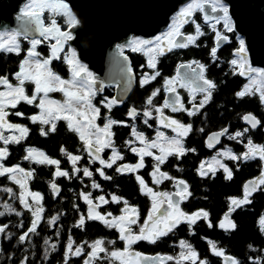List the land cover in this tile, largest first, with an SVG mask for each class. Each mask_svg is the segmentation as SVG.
Instances as JSON below:
<instances>
[{
  "label": "flooded vegetation",
  "instance_id": "af4514ba",
  "mask_svg": "<svg viewBox=\"0 0 264 264\" xmlns=\"http://www.w3.org/2000/svg\"><path fill=\"white\" fill-rule=\"evenodd\" d=\"M197 24L200 25V29L203 34L211 33L214 36L213 48H216L217 51L223 50L226 52L228 49H232L234 44L233 29L232 31H228L224 27L223 20H221L219 24H216L215 21L205 22L203 12L201 11L194 12L191 17L186 18V22H181L178 19V21L175 23V27L178 28L180 34H185L188 37H199L200 35L197 36L196 33ZM212 25H215V30L220 32L221 35L227 36L228 39L226 41H217L216 31H213ZM177 36L178 35L173 37L166 36L167 39H165V37L162 39V41L164 44H167L168 39L175 41ZM133 47H137L140 50L133 51ZM180 48L185 47H172L171 51L165 50L164 53L182 50ZM125 52L130 57V68L136 77L135 86L133 89V91H135L136 88H142L144 85H146L144 84L141 86L140 82L144 77L139 80V77L137 76L141 72H143L146 76L150 75L147 65L149 64V58L151 54L144 46L133 44L129 45ZM235 52V54H237V51ZM160 56L161 55L156 57L154 61L155 63L159 61ZM231 60H233V58H231ZM184 62H191L193 65L195 64L193 63V60ZM181 63H179L178 66ZM177 68L174 77H177ZM204 76L207 78L205 75V70ZM168 79L172 78H167L163 80V82L158 81V84H155L156 87H154V90L151 92V94L146 97L142 107L140 106L137 109L134 105L131 106L130 110L133 108L136 109L137 115L144 113L146 110L151 111L152 116L151 118L147 119H154L156 124L160 125L155 128L154 133L158 129H162L172 138L177 136V133L173 132L171 128H165L162 126V124L157 119L159 114L155 110L157 108H162L165 100L167 99L166 96L168 92L166 91V80ZM174 86L177 87V92L179 93L180 99L185 109H192L193 103L199 105L200 101L204 99V93H193L195 96V100H193L187 88H181L178 84H175ZM105 87H113L115 91L114 86ZM157 89L159 92L155 97H152V105H148V98ZM128 98H126L123 104L128 100ZM173 98L174 96L172 94V99ZM113 99L114 96L111 100ZM138 99H141L139 94L135 96L133 102L135 103V100ZM208 102L203 108L199 109L195 115L191 116L188 115L187 111L173 112L171 107L163 108V114L165 117L175 119L181 124L192 126L188 135L182 138V143L183 140H190V137L194 132L196 133L197 131V133H199L202 131V129H196L195 121L202 115L204 116L207 114L206 107ZM115 104L118 105L117 103ZM127 117L129 119H134L129 115H127ZM110 119L116 122H123L117 123L123 125H127L129 122L128 119L125 121L115 120L112 118ZM133 128L138 129L137 126L132 125V133ZM212 132H210L205 137L206 144L204 148L206 151L215 149L218 153L219 149L223 148L219 145L221 144L224 135L218 144L210 148L208 147L207 140ZM246 133L247 132L245 131L246 138L251 140L250 136L246 135ZM183 146L187 150L183 155H168L165 162L159 166L160 172L167 173V175L172 178L164 179L159 184L153 183L152 173L157 164L154 155L145 156L144 166L139 168L136 172H117L116 168L121 165L137 164L139 162V156L124 160V153L121 152L116 146L104 148L100 153V158L104 159L105 161H109L110 158L114 156V152L123 157L122 160H116L112 168H106L104 165H101L99 160L90 156L88 152H86L87 156L85 158L81 157V159L76 163L75 167L80 169L78 172L73 171V164L69 159H57L59 161V170L68 172V176H56L55 173L57 171V165L39 164L35 162L34 168L37 170L34 169L32 172L26 167V164H16V166L18 165L20 168L24 169L26 173H31V176L25 177L23 182L25 183L26 187H28L27 190L29 192L40 194L41 199L39 201V206H42L43 208V212L40 213L41 218L37 221V227L33 233L34 242L37 249L34 264H85V261L90 259L88 254L92 252L91 245L97 240L103 241L102 246L105 248V252L99 253V256L92 260V264H233V261L239 262L237 255L230 253V249L228 248L231 247L229 245L232 244L223 241L221 243L214 236L219 234L218 231H222V234H225L229 238L232 237V231L238 226L235 213L239 209V207H236L232 204V200H242L245 196V185H249L250 188V180H257L258 176L262 172L256 177L244 181L243 194L241 197L235 198L234 196H228L227 194L225 197L227 204L220 205L219 202L213 198L212 191L214 190L217 178L220 177L221 179L231 180L233 177V169L230 162H227L226 159L233 160L239 164L253 159H243L245 150L242 152V157L237 154V157H240V159H230L225 156L220 157L219 160L221 163L227 166L231 172V178H227L228 174L224 171V169L216 165H213L215 168L214 174L212 171H208V165L212 162V156L210 158H203L200 160L197 157V153L193 154V156L191 155L198 149L197 146L192 145L190 149L184 143ZM192 149L195 151H191ZM134 154L136 155V153ZM202 163L205 164L203 170L208 172V174L205 176L200 175L199 171L200 165ZM263 167L264 160L262 162V170ZM84 168H88V170L92 172L91 177H85L83 175ZM98 169H103L105 176L111 177V179H105L104 176H101L100 172L97 171ZM223 172L225 173L226 177ZM136 176L142 177L147 187L151 188L153 192L172 194L173 199L178 202L179 209L188 216H191L193 213H198L202 210L208 213L207 218L198 219L195 224H189V222L182 219V221L177 224L176 227L167 232V235L158 237L154 243L151 242V240H138L134 244L128 246L126 250V242L121 240L120 232L117 230V228L108 227L100 220L87 219L90 206L85 202L82 194L90 193L93 205H99V207L95 208V211L105 216L109 221H111L113 217H119L122 215L121 210L125 207L123 201H127L130 208L136 209V213L131 215H133V217L138 215V221L137 224L132 225V230L134 233L138 234L140 227L143 226L144 221L152 212L153 203L155 202L159 205L160 200L163 198L157 197L154 201L151 195L146 194V190L141 191V185L137 181ZM178 181H184L188 187V192L191 193V195H188L186 199H182L181 197L175 195L179 189ZM31 183L35 187L33 190L30 188ZM52 183L57 185L58 192L53 191ZM94 183L98 184L99 187H93ZM259 188L260 185L258 189ZM255 192H252L251 195H253ZM251 195L248 196V200ZM101 196H103L105 200L108 201V203H101L98 199ZM113 196L122 198L121 202H112ZM32 203L34 211L38 205L33 200ZM230 205L235 208V211H232L231 213H229ZM167 210V203H164L161 206L160 213L157 215H163V213ZM108 213H111L112 215L107 216ZM226 214H228L227 219ZM81 216L85 217V224L83 227H78L77 225ZM53 217L57 218L55 223H52ZM155 219L156 217L154 216L153 220ZM221 222L225 223V228H221L219 226ZM210 223L212 227H209ZM230 224H235V228H232ZM161 228H164L163 223L157 225V229ZM45 241H47V243H45ZM70 241L72 242L71 252L68 251V244ZM1 247L2 239L0 238V249ZM78 247L81 248L82 251L79 255H75V249ZM192 250H194L196 253V258L194 261L191 258H185L190 257V252ZM113 251L121 253L120 257H112L110 253ZM217 252L222 254L217 255ZM9 261L10 264H13V260Z\"/></svg>",
  "mask_w": 264,
  "mask_h": 264
},
{
  "label": "snow or ice",
  "instance_id": "6c2138e0",
  "mask_svg": "<svg viewBox=\"0 0 264 264\" xmlns=\"http://www.w3.org/2000/svg\"><path fill=\"white\" fill-rule=\"evenodd\" d=\"M205 5H210V12L216 15L206 14L204 19L205 22H209L210 20H214L216 24H219L221 20L224 21V27L228 31H232V27L230 24L229 17V8L221 2V0H191V3L185 7L181 13L179 14L178 19L181 22H186V18L191 17L196 11H205ZM47 8L50 12L55 15H63L66 18V23L73 27L78 24L76 17L73 15L71 9L67 4L63 2V0H30V4L25 9L21 10L20 15L17 16L18 20L23 19V23L21 24L20 30H12L5 38V33L0 32V51L8 52V53H16L19 54L21 52V45L19 42V37L23 36L24 39H29L30 35L34 32H38L41 37L48 39L51 37L55 40V43L51 45V55L48 58L43 60L40 59V53L36 51L37 45L41 43V40L32 38L30 40L31 47L27 51L26 59L23 60L20 64V70L15 74V79L17 84L13 85L9 82L7 77H0V85H4L6 87V91L0 92V129L8 128L15 129L19 131L20 136H11L7 137L3 135V132L0 131V140H3L5 144L8 143H19L21 139H23L27 133L28 129L21 125H14L7 123L6 117L8 113L5 109L11 105L13 108L20 101H24L25 103L31 105L34 101L37 100V97L40 94H43L39 100V104L37 105L41 109V114L39 116H32L31 120L35 123L39 121L45 125H51L49 131L56 130V121L65 120L68 123V128L70 131H73L79 135L80 140L83 142L84 150L89 153L90 156L99 160L101 165H104L106 168H112L113 164L116 160H122L123 157L118 153L114 152V156L110 158L109 161H105L100 158V153L104 148L114 147L111 141V136L113 133L111 132V127L115 123H123L116 122L111 119L107 120L104 124L103 128L98 127L95 124V120L100 115V108L96 107L93 103V99L96 95V92L99 89L96 88V78L93 74L88 71L87 67L81 64L76 59L75 51L72 52V58L68 60V63L72 65L71 71V79H63L59 75L55 74L52 69L49 67L53 59L59 58V53L63 50L64 44L68 41L73 40V35L70 31H61L55 19H52L51 26H45L44 21L42 19V11ZM213 31L215 30V25H212ZM196 33L198 35H203L200 29V25H196ZM178 28L174 26L172 30L167 34V37H173L175 35H179ZM167 37L165 39H167ZM196 36L187 37V41L185 43L175 42L172 39H168V43L164 44L161 40V37L156 38V43L147 49V51L151 54L149 58L148 66L151 68L155 67V59L159 55H163L165 50L171 51L172 47H187L188 43H194ZM216 39L217 41L227 40L228 37L225 35H221L220 32L216 31ZM136 45L147 46L152 45V41H144L137 40L133 42ZM171 45V46H169ZM239 49L237 50V55L239 56V60L233 59L231 64L236 66L238 69V74L241 76H248L250 83L244 86V89L238 92L236 95L238 97L243 98L246 95H251L253 93V86L259 84L260 87H256V91L260 92L261 102L264 103V69L253 68L247 61L246 52L247 49L245 47V41L240 39L239 41ZM120 46H118L119 48ZM133 51L140 50L137 47L132 48ZM216 48L212 49V55L215 57ZM67 59V58H65ZM197 63V62H193ZM181 67H185L181 65ZM191 68V65H188ZM199 72L197 73L195 68H192V73L195 75L189 77L188 73H185L184 76H180L179 70L177 71V77L166 80V91L170 94H173L174 99L171 101L165 100L162 108L155 109L159 114L157 119L165 128H171L173 132L177 133V136L172 138H167L164 136V133L157 131V140H153L149 142L143 133H139L133 128V135L137 140L140 141L144 147L137 149L136 147H131V151L136 153L139 156V162L135 165H121L116 168V171L119 173L123 172H136L139 168L144 166V157L145 156H153V153L149 149L159 148L161 155L155 156V160L157 164L152 173L153 175V183L159 184L164 179H172L167 175V173H162L159 170V166L163 164L168 155H183L187 150L184 148L182 143V138L187 136L191 131V125H184L176 121L175 119H170L165 117L163 114V108L171 107L173 112L176 111H187L188 115H195L199 109L203 108L205 104L211 99L212 92L215 89L216 85L213 81L208 80L204 76V65H199ZM131 71V69H129ZM159 75V72H156L155 75L145 76L141 80V86L148 83L150 80L155 79V77ZM30 81L35 84V90L31 96L25 94V82ZM178 84L181 88H187L189 90V94L192 96V99L195 100V96L193 93L200 92L204 93V99L200 101L199 105L193 103L192 109H185L184 105L180 99L179 93L177 92V87L174 86ZM195 85V87H193ZM102 87V86H101ZM52 91H59L65 97L63 103L55 100L48 99V94ZM159 90L157 89L152 93V95L148 98L147 104L152 105V97H155ZM115 99L110 102L105 99L101 103L105 105L109 110L116 103ZM16 115H22L20 112H16ZM130 117L135 118L137 116L136 109H131L128 113ZM143 115L146 118H151V111H144ZM243 119L249 122L252 128H256L260 121H258L251 114L245 115ZM145 124H148V119H145ZM150 126V125H149ZM247 131V129H245ZM48 132L45 129H41V135H47ZM227 134V129H224L219 134H213L210 137V140H217L220 135ZM243 135V133L237 132L235 137L229 136V139H235ZM103 137V138H102ZM158 141H163L165 146ZM131 145V141L128 142ZM249 151L244 154L243 159H254L257 155L260 159L264 160V146L254 145L251 140L248 141ZM214 145L210 142L208 147H213ZM62 152L65 150L62 148ZM191 151H195L192 149ZM28 155L24 158L26 160L32 159L34 162L39 164H48V165H57V171L55 173L56 176H68V172L59 170V161L55 159H51L44 155L42 152H37L35 149H28ZM7 153V149H0V159H3ZM68 159L73 164V171L78 172L80 169L76 168V163L81 159L80 156L67 154ZM223 155L228 156L230 159H240V157L234 156L230 151L223 153ZM36 156L41 157L40 159H36ZM213 165H216L220 168H223L224 171L228 174L227 178H231L230 170L221 163L219 159L216 157L212 158V162L208 165V171H212L213 174L215 172V168ZM205 164L202 163L200 165V175L205 176L208 174L207 171H204ZM101 176H104L105 179H111V177L105 176L103 169H98ZM11 174L10 178L15 180L16 183L20 184L22 189V194L20 196V203L24 205L25 208L32 210L31 205L27 202L26 196H31L33 201L37 203L38 207L33 211V216L35 219L32 222V226L28 229V232L34 233L37 227V221L41 218L40 213L43 212L42 206H39V201L41 199L39 193H32L27 191L26 185L23 182L25 177H30L31 173H26L24 169L20 168L18 165L13 168H5L2 164H0V175ZM83 175L85 177H91L92 172L88 170V168L83 169ZM137 181L141 185V191L146 190V194H149L153 197L155 201L157 197H161L163 199L160 200L159 205L157 203H153L152 212L149 214L148 218L144 221L143 226L140 227L139 233L136 234L132 230V225L137 224L138 215L133 217L131 214L136 213L135 208H130L127 201H123L125 207L122 209V215L119 217H113L111 221L107 220L105 216L101 215L99 212L95 211L96 207L99 205H93V201L91 199V194L86 193L82 194L85 202L90 206L89 214L87 219L89 220H100L108 227L117 228L120 232L121 240L126 242V250L127 247L134 244L138 240H151V242H155V240L160 237L167 235L168 231H171L172 228L176 227L182 219L189 222V224H195L198 219L207 218L208 213L204 211H200L198 213H193L191 216L183 213L179 207L178 202L173 199L172 194L169 193H155L151 188H148L145 184V181L142 177L136 176ZM251 187L249 185H245V196L242 200H232V204L236 207H240L245 203H249L248 196L251 195L252 192L258 190L259 185H264V173L261 174V177L258 178V182H250ZM179 189L175 193L176 196L181 197L182 199H186L188 195L191 193L188 192V187L184 183V181H178ZM93 187L98 188V184H93ZM52 189L54 192H58L57 185L52 183ZM101 203H108L107 200L103 196L98 198ZM120 197L113 196L112 202L120 203ZM167 203V211L163 213V215H157L160 213L161 206ZM9 207V206H6ZM235 211L231 205L229 207V213ZM3 213H0L2 215ZM19 214V213H17ZM111 213H108L107 216H111ZM156 217L153 220V217ZM228 214H226L227 219ZM57 218H52V223H55ZM151 222V225H150ZM163 223L164 228L157 229V225ZM264 223V221H262ZM85 224V217L81 216L78 227H83ZM221 228H225V223L221 222L219 225ZM232 228H235V224H230ZM6 227V226H5ZM209 227H212L211 223ZM4 229L0 228V232H3ZM27 233L20 237V240L23 241ZM47 243V241H45ZM103 241L97 240L93 242L91 245L92 252L89 253V260L85 261V264H92V260L96 259L99 256V253L105 252V248L102 246ZM183 246V244H182ZM68 251H72V242L70 241L68 244ZM81 248H76L74 254L79 255L81 253ZM217 255L222 253L217 252ZM112 257H120L121 253L117 251H113L110 253ZM138 255V254H137ZM183 255V254H182ZM193 261L196 258V253L194 250L190 252V257ZM233 264H238V262L233 261Z\"/></svg>",
  "mask_w": 264,
  "mask_h": 264
},
{
  "label": "trees",
  "instance_id": "16d2710c",
  "mask_svg": "<svg viewBox=\"0 0 264 264\" xmlns=\"http://www.w3.org/2000/svg\"><path fill=\"white\" fill-rule=\"evenodd\" d=\"M42 14L44 21L50 25L52 19H55L61 30L69 27L63 15H55L47 8L42 11ZM233 34L234 44L232 49H228L226 52L218 50L215 57L212 55L214 36L211 33L200 35L195 39L194 43H189V47L180 48L182 50L164 53L160 56L159 61L155 63L154 68L147 65V69L150 71L149 76L155 75L156 72H159V75L146 83L142 88H136L128 100L121 106L114 104L109 110L101 103L105 99L109 102L111 101L115 92L113 87H105L102 92H96L93 103L96 107L100 108V115L95 120V124L98 127L102 128L110 118L120 121L129 120L127 125L116 123L111 127V132L113 133L111 136L112 144L124 153V160L138 157L130 150L131 146L140 142L131 131L132 125L144 131L148 140L153 137L155 128L160 126L156 124L154 119H148V124H145L144 121L147 118H145L143 113L138 114L134 119H129L127 115L131 106L135 105L137 109L140 106L142 107L145 102L144 100L154 90L155 84H158V81L163 82L167 78H173L178 64L190 60L204 65L207 79L213 81L216 85L206 107L207 114L202 115L195 121L196 129H202V131L199 133L197 131L196 133L194 132L188 141L183 140V143L189 149L192 145L197 146L198 149L191 155L193 156V154L197 153V157L202 160L203 158H210L217 154L215 149L205 150V137L212 131L222 129H227V134L223 136V140L219 146L232 149L240 157H242L244 145L235 139H229V136H232V133L236 130L247 129L246 135L250 136L252 143L264 146V103L261 102L260 92L255 90L256 87L260 86L259 82L253 86L252 90L254 94L246 95L243 98L236 95L243 90V84L246 79L244 76L239 75L236 66L231 64V58L234 57L235 51L239 49V41L241 39V36L234 29ZM30 40V38L24 39L23 36L19 37L21 45V52L19 54L0 51V76L7 77L13 85L17 84L15 74L20 70V64L26 59L27 51L31 47ZM39 40H41V43L37 45L36 51L40 53V59L43 60L51 55V45L55 43V40L51 37L48 39L42 37ZM58 55L59 58L53 59L49 67L61 78L66 80L71 79L70 69L72 65L68 63V60L72 58L70 46L65 44L63 50ZM145 76L141 72L137 77L141 80ZM24 88L25 94L31 96L35 90V84L26 81ZM4 90H6V87L0 85V92ZM137 94L141 96V99L135 100L134 103L133 99ZM42 95L40 94L31 105L20 101L15 108L9 105L5 109L8 113L6 117L7 123L21 125L28 129V133L19 143L5 144L3 140H0V149H7L5 157L0 159V164L3 167L12 168L16 164H26V167L33 172L36 169L34 168V160H26L24 158L28 155V149H39L52 159H68L67 154L82 158L87 156L83 142L77 133L69 130L67 121L63 119L56 121V130L49 131L51 125H45L39 121L34 123L31 120L32 116H39L41 114V109L37 105ZM48 96L58 99L62 103L65 99L59 91H52ZM16 112H20L22 115L18 116L15 114ZM247 113H252L259 119L260 125L257 128H250L245 124L243 117ZM42 128L48 132L47 135H41ZM0 131L7 137H10L11 133L20 136L19 131L15 129L4 128L0 129ZM129 141L132 142L131 145L128 143ZM62 148L65 150L64 152L61 151ZM226 161L231 164L233 177L231 180L217 178L214 190L212 191L213 198L220 205L227 204L225 198L227 194L235 198L241 197L244 181L256 177L263 171V160L258 155L253 160L241 164L229 159H226ZM10 175H0V187L9 186L14 190V194L9 197V200L15 206L13 212L0 216V228L4 229L3 232H0V238L2 239L0 264H10L9 260H13V264H34L37 249L33 233L28 232L34 219L33 199L31 196L25 197L31 205L32 210L25 208L20 203L22 189L20 184L10 178ZM30 188L32 190L35 188L32 183ZM249 201V203L241 205L235 213L238 226L232 231V237H227L225 234H222V231H218L219 234L214 237L221 243L223 241L232 244L228 248L230 249V253L237 255L239 259L238 264H264V223H262L264 221V185H260V188L250 196ZM8 231H10L9 238H7ZM25 233H27V236L21 241L20 237L25 235Z\"/></svg>",
  "mask_w": 264,
  "mask_h": 264
},
{
  "label": "water",
  "instance_id": "95a60500",
  "mask_svg": "<svg viewBox=\"0 0 264 264\" xmlns=\"http://www.w3.org/2000/svg\"><path fill=\"white\" fill-rule=\"evenodd\" d=\"M64 1L69 4L78 21L77 25L69 26L65 30L73 35V40L67 43L75 48L79 61L85 63L92 71L96 78V88L102 91L105 86H114V99L118 105H122L132 93L136 78L134 72L129 71L130 57L124 49L132 43L135 36L150 38L164 31L172 16L189 0ZM223 1L228 5L229 14L234 21V30L244 38L251 65L264 68V0ZM26 2L27 0H0V31L20 30L23 19L18 20L17 16ZM206 14L216 15L210 12V5H205L203 16ZM41 15L43 19V14ZM44 24L47 26L45 21ZM187 37L185 34H179L175 42L185 43ZM29 38L42 37L38 32H34ZM198 64L201 65L184 62L178 66L177 71L179 70L180 76L188 73L189 77H192L195 75L192 68L199 72ZM188 65H191V68ZM166 98L172 100V94L168 92ZM249 114L259 121L252 113L245 115ZM245 124L252 128L249 122L245 121ZM222 131L212 132L207 140L208 144H218L223 135L218 137V142L215 139L210 140V137Z\"/></svg>",
  "mask_w": 264,
  "mask_h": 264
},
{
  "label": "rangeland",
  "instance_id": "374dc122",
  "mask_svg": "<svg viewBox=\"0 0 264 264\" xmlns=\"http://www.w3.org/2000/svg\"><path fill=\"white\" fill-rule=\"evenodd\" d=\"M222 1V0H221ZM63 2L65 3V4H67L68 5V7L70 8V6H69V4L66 2V1H64L63 0ZM189 3H191V2H189ZM189 3H187V4H185L180 10H178L173 16H172V18H171V20H170V23H169V25H168V28L166 29V30H164V31H162V32H160V33H158L156 36H154V37H150V38H146V37H143V36H135V38H134V40L132 41V43L131 44H133V45H136V44H134L133 42L134 41H137V40H144V41H152L153 42V44L152 45H147V46H144L146 49H148V48H150V47H152L153 45H154V43H156V38L157 37H161V40L162 39H164L166 36H167V34L170 32V30H172L173 28H174V26H175V23L178 21V14L185 8V7H187V5L189 4ZM222 3L223 4H225L227 7H228V5L226 4V3H224L223 1H222ZM30 4V0H27V3H26V5H25V7H24V9L26 8V7H28V5ZM73 13V12H72ZM73 15H74V13H73ZM75 16V15H74ZM229 17H230V24H231V27H232V29H234V21H233V19H232V17L230 16V14H229ZM77 19V18H76ZM46 23V22H45ZM46 25L47 26H51L49 23H46ZM69 28V27H68ZM67 28V29H68ZM66 30V29H65ZM65 30H62V31H65ZM241 39H243L244 40V38L241 36ZM68 44V43H67ZM130 44V45H131ZM69 45V44H68ZM70 46V45H69ZM138 46H140V45H138ZM70 48H71V57H72V52L73 51H75V53H76V59L79 61V59H78V56H77V52H76V50H75V48L74 47H71L70 46ZM125 51V50H124ZM248 51L246 52V57H247V61L249 60V57H248ZM236 59L238 60L239 59V56L237 55L236 56ZM81 64H83L81 61H79ZM251 64V63H250ZM84 65V64H83ZM85 66V65H84ZM4 91H6V90H4ZM3 91V92H4ZM48 99H52L53 100V98H50L49 96H48ZM62 103V102H61ZM11 136H16L15 135V133H11V135H10V137ZM35 150H37V152H42V153H44L43 151H41V150H39V149H35ZM44 155H46L45 153H44ZM47 156V155H46ZM48 157V156H47ZM41 157H39V156H36V159H40ZM50 158V157H49ZM13 168V167H12ZM14 194V190H13V188L12 187H9V186H1L0 187V213H3L2 215H4L5 213H11V212H13L14 211V209H15V206H14V204H13V202L11 201V200H9V197L11 196V195H13ZM6 206H9V207H6ZM1 216V215H0ZM9 233L7 234V238H9L10 237V231H8Z\"/></svg>",
  "mask_w": 264,
  "mask_h": 264
},
{
  "label": "built area",
  "instance_id": "2783aa9c",
  "mask_svg": "<svg viewBox=\"0 0 264 264\" xmlns=\"http://www.w3.org/2000/svg\"><path fill=\"white\" fill-rule=\"evenodd\" d=\"M223 1V0H222ZM221 1V2H222ZM189 2H191V0H189L187 3H189ZM224 2V1H223ZM225 3V2H224ZM24 7H25V5H24ZM24 7H23V9H24ZM167 29V28H166ZM165 29V30H166ZM0 32H3V33H5V38H7V35L11 32V30H1ZM19 39V38H18ZM30 39H32V38H30ZM38 40L40 39V38H37ZM130 45V44H129ZM129 45H127V47L129 46ZM126 47V48H127ZM246 47V46H245ZM126 48L124 49V50H126ZM248 57H249V55H248ZM239 60V59H238ZM83 63V62H82ZM248 63L250 64V58H249V60H248ZM86 67H87V65L85 64V63H83ZM251 65V64H250ZM253 68H259V69H264L262 66H253V65H251ZM87 69H88V71H90L91 73H92V71L87 67ZM56 74V73H55ZM93 74V73H92ZM250 83V81H249V78L247 79V81L245 82V84H244V86L245 85H247V84H249ZM261 86V85H260ZM259 86V87H260ZM52 100V99H51ZM53 100H55V101H59V102H61L60 100H58V99H53ZM136 129V128H135ZM136 131L137 132H139V133H143L144 134V132L143 131H141V130H139V129H136ZM157 131H160V132H162V133H164V136L165 137H167V138H171L169 135H167L162 129H158ZM157 131L153 134V137L150 139V140H148L149 142H151V141H153V140H157ZM237 132H240V133H243V135H241V136H239V137H236L235 138V140L236 141H238V142H240L241 144H243L244 145V150H245V153L246 152H248L249 151V145H248V141H249V139L248 138H246V136H245V131L244 130H242V129H239V130H236V131H234L233 133H232V136L233 137H235V134L237 133ZM144 136L146 137V135L144 134ZM147 138V137H146ZM158 142H160L161 144H162V146H165L164 144H163V141H158ZM133 147H136L137 149H139V148H142V147H144V145L143 144H141L140 142H139V144H134L133 145ZM152 153H153V155L154 156H159V155H161V152H160V149L159 148H154V149H149ZM227 151H230L234 156H236L237 157V153L235 152V151H233L232 149H228V148H221V149H219V152L217 153V155H213L212 157H211V161H212V158L213 157H216L217 159H220V157H224L225 155H223V153H225V152H227ZM225 157H228V156H225ZM55 160H57V159H55ZM227 167V166H226ZM228 168V167H227Z\"/></svg>",
  "mask_w": 264,
  "mask_h": 264
},
{
  "label": "crops",
  "instance_id": "0c3cea01",
  "mask_svg": "<svg viewBox=\"0 0 264 264\" xmlns=\"http://www.w3.org/2000/svg\"><path fill=\"white\" fill-rule=\"evenodd\" d=\"M236 56H237V54L234 55L233 59H236ZM236 69H237V67H236ZM237 70H238V69H237ZM245 79H246V80H245V82H246L247 79H248V76H246ZM245 82H244V84H245ZM244 84H243V89H244ZM247 126H248V125H247ZM249 127H250V126H249ZM250 128H251V127H250ZM222 130H223V129H222ZM262 173H264V169H263ZM262 173H261V174H262ZM261 174L258 176L259 178L261 177ZM250 181H251V182H258V178H257V180H250Z\"/></svg>",
  "mask_w": 264,
  "mask_h": 264
},
{
  "label": "bare ground",
  "instance_id": "6f19581e",
  "mask_svg": "<svg viewBox=\"0 0 264 264\" xmlns=\"http://www.w3.org/2000/svg\"><path fill=\"white\" fill-rule=\"evenodd\" d=\"M27 3V2H26ZM26 3H25V5H26Z\"/></svg>",
  "mask_w": 264,
  "mask_h": 264
}]
</instances>
